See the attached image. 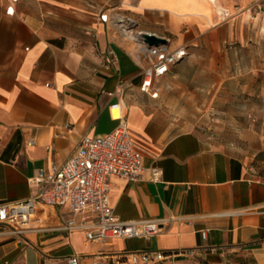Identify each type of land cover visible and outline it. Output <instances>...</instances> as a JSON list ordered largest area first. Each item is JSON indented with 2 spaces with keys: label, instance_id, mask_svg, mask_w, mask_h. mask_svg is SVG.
Wrapping results in <instances>:
<instances>
[{
  "label": "crops",
  "instance_id": "1",
  "mask_svg": "<svg viewBox=\"0 0 264 264\" xmlns=\"http://www.w3.org/2000/svg\"><path fill=\"white\" fill-rule=\"evenodd\" d=\"M224 6L228 0H0V202L35 194L28 178L39 167L61 164L82 135L108 133L123 116L149 152L141 179H112L110 202L124 219L164 222L146 237L101 242L63 227L68 207L37 203L23 232L0 224V264H68L70 256L93 264L97 253L141 249L178 253L154 264H264V50L247 52L254 36L232 34L238 23ZM121 16L172 47L187 46L149 90L142 83L152 57L124 34ZM227 40L248 53L246 122L260 125L216 139L179 130L188 104L178 100L201 89L190 87L200 71L194 51ZM153 165L162 169L159 181L151 179Z\"/></svg>",
  "mask_w": 264,
  "mask_h": 264
},
{
  "label": "built area",
  "instance_id": "2",
  "mask_svg": "<svg viewBox=\"0 0 264 264\" xmlns=\"http://www.w3.org/2000/svg\"><path fill=\"white\" fill-rule=\"evenodd\" d=\"M7 11L13 13L14 6L10 5ZM108 17L107 13L101 14L103 20H108ZM118 19L124 34L143 41V47L152 57V61L144 69L143 89L149 90L156 79L166 74L173 64L188 54L185 44L172 47L168 42L169 38L166 42L150 44L144 35L153 32L137 29L136 20L132 17L121 16ZM153 94L156 95L157 92ZM65 126L72 129L70 122H66ZM148 152L146 145L132 134L126 119L120 116L119 123L110 132L82 135L75 151L61 164H52L50 168L39 167L35 174L29 176V183L38 187L35 194L24 199L0 202V224L8 225L12 232L21 233L36 204L42 203L68 207L72 217L63 227L82 228L92 240L109 242L115 238L146 237L160 232L163 229V219H124L115 213L110 202L112 179H141L145 169L144 154ZM150 169L151 179L159 181L161 167L153 165ZM201 233L205 237L207 229ZM177 254L161 249L102 252L95 255L93 264L118 263L123 259H128L132 264H154L167 257L175 259ZM68 264L81 263L77 256H70Z\"/></svg>",
  "mask_w": 264,
  "mask_h": 264
},
{
  "label": "rangeland",
  "instance_id": "3",
  "mask_svg": "<svg viewBox=\"0 0 264 264\" xmlns=\"http://www.w3.org/2000/svg\"><path fill=\"white\" fill-rule=\"evenodd\" d=\"M222 13L226 18L237 20L232 34L243 35L245 32L254 36L255 41H249L252 45L247 42V52L264 50V0H228V6L222 8ZM249 18L252 25L248 27L246 23L244 27L243 22ZM202 45V49L194 51L197 61L194 66L200 71L190 83L191 88L200 86L201 89L178 100L180 105L187 103L188 106L182 108L177 128L198 129L210 139H216L220 131H243L250 126L257 129L260 125L258 118L246 122L247 91H244V84L250 79L245 73L249 58L242 57L248 54L242 49L243 43L227 40L220 44ZM235 90L239 92L237 97Z\"/></svg>",
  "mask_w": 264,
  "mask_h": 264
},
{
  "label": "water",
  "instance_id": "4",
  "mask_svg": "<svg viewBox=\"0 0 264 264\" xmlns=\"http://www.w3.org/2000/svg\"><path fill=\"white\" fill-rule=\"evenodd\" d=\"M144 37H145V40L150 44H158V43L167 41L165 37H162L156 33H146Z\"/></svg>",
  "mask_w": 264,
  "mask_h": 264
},
{
  "label": "bare ground",
  "instance_id": "5",
  "mask_svg": "<svg viewBox=\"0 0 264 264\" xmlns=\"http://www.w3.org/2000/svg\"><path fill=\"white\" fill-rule=\"evenodd\" d=\"M117 114V113H116Z\"/></svg>",
  "mask_w": 264,
  "mask_h": 264
}]
</instances>
